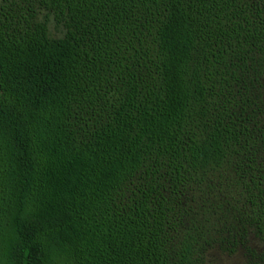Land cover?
<instances>
[{"label": "trees", "instance_id": "1", "mask_svg": "<svg viewBox=\"0 0 264 264\" xmlns=\"http://www.w3.org/2000/svg\"><path fill=\"white\" fill-rule=\"evenodd\" d=\"M264 264V0H0V264Z\"/></svg>", "mask_w": 264, "mask_h": 264}, {"label": "rangeland", "instance_id": "2", "mask_svg": "<svg viewBox=\"0 0 264 264\" xmlns=\"http://www.w3.org/2000/svg\"><path fill=\"white\" fill-rule=\"evenodd\" d=\"M214 264H244V260L239 255L232 257H217Z\"/></svg>", "mask_w": 264, "mask_h": 264}]
</instances>
